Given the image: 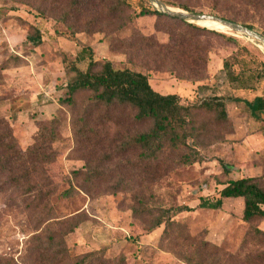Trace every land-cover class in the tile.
<instances>
[{
	"label": "rangeland",
	"instance_id": "1",
	"mask_svg": "<svg viewBox=\"0 0 264 264\" xmlns=\"http://www.w3.org/2000/svg\"><path fill=\"white\" fill-rule=\"evenodd\" d=\"M56 1L60 4L57 8L66 6V0ZM130 2L133 8L127 12V16H134L139 2ZM49 3L50 0H0V67L6 68L0 83V118L10 121L12 115H17V122H12L11 126L22 149L32 144L38 124L54 118L61 119L60 141L53 146L58 152L59 161L48 166L58 185L52 206L57 217L82 215L86 219L67 238V246L77 255L104 252L106 258L124 256L129 259L128 264H186L177 258L176 252L193 254L208 243L211 252L214 247L219 249L217 255L211 258L216 263L264 264V238L253 233V228L264 230V221L245 223L242 200H225L219 211L197 209L202 198L214 197L228 180H236L242 173L248 176L264 173V115L261 121H257L243 103L230 101L233 98L250 101L257 97L264 98V82L256 85L254 90H235L223 67L224 62L230 59L231 64L237 62L234 65L237 72L244 63L254 69L253 60L264 61L262 45L231 31L219 32L224 37L190 32L191 45L203 50L200 58L206 59L208 55L209 59L206 78L196 83L176 79L175 74L180 71L181 65H177L173 57H169L168 64L175 74L165 69H155L154 62L160 60L158 57L150 58L148 55L147 58H137L140 61L145 59L149 64V69L142 71L148 75L156 92L176 94L182 104L190 106L214 96L224 98L229 117L228 125L216 126L210 115L202 113L200 119L211 127V140L222 142L202 150L201 162L180 166L177 162L179 154L165 149L157 169L152 168L158 172L156 180L152 176L141 180L143 175L140 177L136 171L132 172L138 170L135 167L138 152H116L124 136L144 131L148 125H134L132 114L128 111L116 112L112 115L113 121H103L102 125L92 123V131L86 135L90 143L79 145L74 137L71 112L59 105L62 93L74 77L66 70L64 59L73 60L83 47H90L98 60L110 61L116 68L122 69L129 66L130 57L121 49L122 42H130L139 34L158 45H165L169 42V28L176 33L185 30L178 24L158 23L156 17L144 16L134 19L123 30L114 31L112 21L102 17L95 31L79 33L73 42L57 35L56 30L66 31L56 24L58 11H54V14L39 11L45 6L49 9L55 6ZM185 4L203 14H209L212 8L229 11L232 15L247 18L248 25L264 33V11L255 12L239 3V0H191ZM102 13L99 9L96 14L79 19L78 28L84 30L88 17ZM205 29L218 32L213 28ZM34 30H39L44 39V43L36 48L26 43L27 34H33ZM227 38H232L234 42H229ZM86 96L80 94L77 97L79 105ZM60 109L61 114L58 113ZM110 155H114L115 159L108 160ZM220 160L240 169V173L234 170L228 178L225 177ZM87 168L99 170L104 181L90 184L81 178L73 181L76 190L73 197H61L60 194L69 188L71 173ZM105 179H109V182ZM120 181L125 187H119ZM116 187L118 193L111 194ZM138 195L146 197L154 207L195 208L193 212L175 217L186 229L189 242L161 244L164 227L151 232L142 221L133 219L131 209ZM6 200L5 195H0V257L21 262L32 236L39 230L35 229L33 216L28 211L7 207Z\"/></svg>",
	"mask_w": 264,
	"mask_h": 264
},
{
	"label": "trees",
	"instance_id": "2",
	"mask_svg": "<svg viewBox=\"0 0 264 264\" xmlns=\"http://www.w3.org/2000/svg\"><path fill=\"white\" fill-rule=\"evenodd\" d=\"M161 1L168 7L197 13L185 4L191 0ZM50 2L49 4L55 5L52 9L45 6L39 11L45 10L53 14L54 11H58L59 16L55 18L56 24L63 26L66 31L56 30L57 35L73 42L76 41L77 34L95 31L101 23L99 18L102 17L112 21L114 31H121L134 19L144 16H154L158 23L164 21L178 24L185 30V32L176 33L173 28H169L167 30L169 42L165 45H158L150 38L139 34L131 38L130 42H122L121 49L130 55L129 66L122 69L116 68L110 61L98 60L90 47H83L73 60L64 59L66 70L74 77L62 93L59 105L71 112L74 137L79 145L90 143L86 135L92 131V123L102 125L103 121H113L114 113L128 111L132 114L134 125H148V128L124 136L120 149L116 153L138 152L135 166L138 170L130 169L132 172L136 171L140 177L143 175L141 180H145L147 176H152L153 180H156L158 172L153 169H157L165 149L172 154H179L177 162L180 166H189L195 162H201L203 159L201 151L206 147L220 143L221 140H211L210 124L202 122L200 117L204 113L211 116L210 119L216 126L228 125L227 101L214 96L190 106L182 104L180 97L176 94L156 92L150 84L148 75L142 71H147L149 64L145 59L140 61L137 58H147L148 55L150 58L158 57L160 60L154 62V68L165 69L175 74L173 67L168 64L169 57H173V61L181 65L180 71L175 74L176 79L196 83L206 78V66L209 59L208 55L206 59L200 58L203 50L191 45L188 34L194 32L198 35L205 33L224 37L221 33L162 15L155 11L146 0H138L139 3L135 7L137 14L134 16H127V12L133 8L130 0H66L64 8H57L60 4L56 0H50ZM239 3L255 12L264 11V0H239ZM99 9L103 13L100 16L88 17L86 27L81 31L77 26L78 20L89 14H96ZM208 15L241 24L255 31L247 24V18L232 15L229 11L212 8ZM255 32L264 36V33ZM227 40L234 42L232 38ZM26 43L35 48L41 46L44 43L43 34L39 30H34L33 34H27ZM235 64H231L230 59H227L223 65L233 89L254 90L256 85L264 82V61L253 60L254 69L248 68L246 63L242 66L238 63L242 68L238 72L234 69ZM5 69L0 67V83ZM80 94H87L81 105L77 102ZM230 101L243 103L252 117L261 121L264 115L263 97L254 98L252 101L241 98H233ZM58 113L61 114L62 110H58ZM12 122H17V115H12L10 121L0 118V195L7 197V207L28 211L33 216L35 229L39 230V233L32 236L21 262L9 257H0V264H128L129 259L124 256L111 259L106 258L104 252L77 255L67 246V238L74 234L86 219L82 215L57 217L52 206V199L58 193V185L53 180L48 166L59 161L58 152L53 146L60 141L61 119L54 118L47 123L38 124L37 134L32 144L26 149L19 147L11 126ZM262 134L264 137V129ZM114 155H110L108 160L115 159ZM220 164L223 175L227 178L234 170L235 172L240 170L222 160ZM99 172L97 169L90 168L72 172L68 180L69 188L60 196L73 197L76 193L73 181L81 178L90 184L102 183L104 177ZM105 181L109 182V179ZM120 182L119 187L121 185L125 187L123 181ZM117 193L116 187L111 194ZM228 199L242 200L245 223L263 222L264 173L260 176H248L242 173L238 179L228 180L214 197L202 198L197 209L219 211L224 201ZM131 211L133 219L142 221L148 231L152 232L164 227L160 238L161 244L178 245L179 242H189L190 237L186 229L175 220V217L181 213L193 212L195 208L154 207L150 205L146 197L138 195L134 198ZM253 233L257 237L264 238V230L261 228H253ZM208 248L209 244L204 243L201 251L198 250L193 254L176 252V256L186 264H219L211 260L217 255L219 249L214 247L211 252Z\"/></svg>",
	"mask_w": 264,
	"mask_h": 264
},
{
	"label": "water",
	"instance_id": "3",
	"mask_svg": "<svg viewBox=\"0 0 264 264\" xmlns=\"http://www.w3.org/2000/svg\"><path fill=\"white\" fill-rule=\"evenodd\" d=\"M148 1L153 7V9L158 13L174 19H178L188 24L197 25V26H199L203 22H215L217 24H220L223 27H225L228 31L242 35L250 40L258 42L259 44L262 45L264 52V36L258 34L255 31L250 30L249 28L241 24L232 23L227 20H223L221 18L211 16L208 14L189 13L180 9H174L165 5L161 0H148Z\"/></svg>",
	"mask_w": 264,
	"mask_h": 264
},
{
	"label": "bare ground",
	"instance_id": "4",
	"mask_svg": "<svg viewBox=\"0 0 264 264\" xmlns=\"http://www.w3.org/2000/svg\"><path fill=\"white\" fill-rule=\"evenodd\" d=\"M199 26L202 27V28H206V27L207 28H213V29H215V30H217L218 32H221V33H227V31H228L225 27H223L222 25L217 24L215 22H203Z\"/></svg>",
	"mask_w": 264,
	"mask_h": 264
},
{
	"label": "crops",
	"instance_id": "5",
	"mask_svg": "<svg viewBox=\"0 0 264 264\" xmlns=\"http://www.w3.org/2000/svg\"><path fill=\"white\" fill-rule=\"evenodd\" d=\"M249 174V173H248ZM249 176H255V175H250ZM229 200H241V199H229Z\"/></svg>",
	"mask_w": 264,
	"mask_h": 264
}]
</instances>
